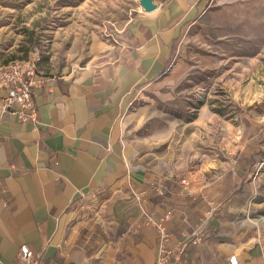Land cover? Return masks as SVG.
I'll use <instances>...</instances> for the list:
<instances>
[{
    "label": "crops",
    "instance_id": "crops-1",
    "mask_svg": "<svg viewBox=\"0 0 264 264\" xmlns=\"http://www.w3.org/2000/svg\"><path fill=\"white\" fill-rule=\"evenodd\" d=\"M154 3L120 42L92 45L83 66L37 74L36 126L1 118V264H14L21 245L40 252L41 264H154L158 225L168 248L201 238L186 244L178 264H227L233 255L237 264H264V216H254L262 207L255 180L264 149L237 152L221 173L226 160L205 157L176 178L152 173L127 152L122 130L130 108L173 101L193 73L215 68L185 41L193 21L177 19L181 7ZM8 57L0 51V70ZM208 84L211 92L213 79ZM195 108L187 126L218 113L206 103Z\"/></svg>",
    "mask_w": 264,
    "mask_h": 264
},
{
    "label": "rangeland",
    "instance_id": "rangeland-1",
    "mask_svg": "<svg viewBox=\"0 0 264 264\" xmlns=\"http://www.w3.org/2000/svg\"><path fill=\"white\" fill-rule=\"evenodd\" d=\"M138 1L0 0V51L8 54L7 62L37 53L39 73L67 74L89 61L91 47L120 42L143 12ZM156 1L181 7L177 19L193 21L185 41L199 55L211 56L215 68L193 73L173 101H159L144 112L130 108L122 130L127 152L162 177L170 172L168 177H181L182 166L195 167L205 157L226 160L218 163V173L225 172L237 152L264 149V0ZM202 103L223 113L210 111L200 124L187 126ZM255 181L262 207L254 216H264V166ZM102 218L105 222V211Z\"/></svg>",
    "mask_w": 264,
    "mask_h": 264
},
{
    "label": "built area",
    "instance_id": "built-area-1",
    "mask_svg": "<svg viewBox=\"0 0 264 264\" xmlns=\"http://www.w3.org/2000/svg\"><path fill=\"white\" fill-rule=\"evenodd\" d=\"M39 56L31 53L25 59L7 62L0 70V88L4 96L0 99V121L3 116L15 117L21 123L38 124L37 112L33 102L38 72ZM185 181L182 182L184 184ZM167 217V216H166ZM157 258L154 264H169L171 258L175 264L181 259L186 244L195 245L201 238L192 234L186 241L172 248L167 247L168 234L164 227L157 226ZM40 252L32 251L27 245L18 248L14 264H41ZM1 264V262H0ZM227 264H237L235 256L228 257Z\"/></svg>",
    "mask_w": 264,
    "mask_h": 264
},
{
    "label": "water",
    "instance_id": "water-1",
    "mask_svg": "<svg viewBox=\"0 0 264 264\" xmlns=\"http://www.w3.org/2000/svg\"><path fill=\"white\" fill-rule=\"evenodd\" d=\"M138 3L145 13L152 12L153 10L156 9V5H157L154 3V0H139Z\"/></svg>",
    "mask_w": 264,
    "mask_h": 264
},
{
    "label": "trees",
    "instance_id": "trees-1",
    "mask_svg": "<svg viewBox=\"0 0 264 264\" xmlns=\"http://www.w3.org/2000/svg\"><path fill=\"white\" fill-rule=\"evenodd\" d=\"M220 112V114H222L223 112L222 111H219Z\"/></svg>",
    "mask_w": 264,
    "mask_h": 264
}]
</instances>
